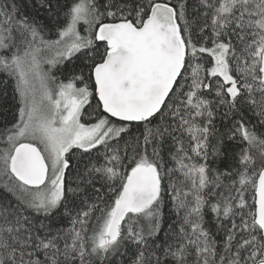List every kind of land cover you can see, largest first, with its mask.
<instances>
[{"label":"snow or ice","instance_id":"snow-or-ice-1","mask_svg":"<svg viewBox=\"0 0 264 264\" xmlns=\"http://www.w3.org/2000/svg\"><path fill=\"white\" fill-rule=\"evenodd\" d=\"M0 264H264V0H0Z\"/></svg>","mask_w":264,"mask_h":264},{"label":"trees","instance_id":"trees-1","mask_svg":"<svg viewBox=\"0 0 264 264\" xmlns=\"http://www.w3.org/2000/svg\"><path fill=\"white\" fill-rule=\"evenodd\" d=\"M12 96V90H11V85H9V91H8V100L6 103L0 105V126L3 125V123L6 120H11L13 116V111H12V104L13 101L11 99Z\"/></svg>","mask_w":264,"mask_h":264}]
</instances>
